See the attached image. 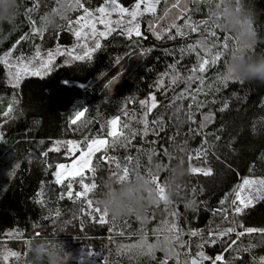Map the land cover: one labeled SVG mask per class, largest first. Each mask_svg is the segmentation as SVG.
I'll list each match as a JSON object with an SVG mask.
<instances>
[{"label":"trees","instance_id":"obj_1","mask_svg":"<svg viewBox=\"0 0 264 264\" xmlns=\"http://www.w3.org/2000/svg\"><path fill=\"white\" fill-rule=\"evenodd\" d=\"M81 2L90 10H95L103 0ZM119 2L130 7L135 0ZM176 2H162L157 7L156 17L146 14L139 18L140 37L129 38L117 30L107 38H100L102 48L93 54L91 61H74L66 55H57L50 71L40 76H25L17 88L12 87L8 70L0 64V134L3 136L0 140V264H28L30 253L29 243L26 242L44 236L55 238L58 224L67 225V233H60L57 239L71 254L68 264H158L164 258V253L159 251L156 261L151 262L147 258H141L139 262L130 261L126 256L119 255L117 245L132 243L136 237H130L129 233L141 228L137 214L116 218L115 225L109 215L108 223L99 224L81 211L86 209L83 199L79 202L68 199L66 184H55V165L71 160L65 145H60L59 153L49 151L56 146L55 142L106 137L107 120L117 115L122 117V123L130 124V129L115 147L98 155L116 157L122 165L128 163L125 158L131 156L130 170L141 174L152 167L149 157L152 163H170L171 167L183 161L187 169L180 187L169 198L171 203L149 205L139 213L148 217L145 227L150 241L155 239L151 230L162 220L171 219L170 214L175 211L179 214V226L185 232L183 239L190 241L193 256L201 250L198 247L201 237H190L189 230H201L203 239L208 240L210 231L219 232L229 227H234L236 231L217 239L215 244H205L203 251L206 255L214 258L223 254L227 264H254V261L258 264L259 257L264 256V234H245L238 240L236 235L247 227L264 228V199L256 200L240 214L234 212L235 206L231 204L234 190L244 178L264 177V84L258 81L221 83L223 68L234 44V37L228 33L232 39L228 41L229 48L221 60L216 65H210L206 73H197L205 77V84L203 91L196 95L195 102L191 96L175 99L186 88L185 78L192 74L190 70L198 67L200 56L204 55L203 49L189 52L188 45L203 39L207 31L203 27L196 33L182 29L186 35L176 36L175 29H171L170 33L156 39L151 29L153 24L156 25L155 31L162 32L173 23L182 26L189 16L194 25H200L207 19V4L201 0H181L179 8H172ZM248 2L255 13L254 28L259 35L251 52L253 55H264V0ZM34 4L38 7L28 13L27 10ZM57 7V0H19L14 20L0 26V56L13 49L14 45L13 60L21 55L25 60L32 58L37 47L46 58L48 51L55 52L57 47L67 50L73 46L75 37L68 30V20L75 19L82 9L68 12L67 19L60 16L57 26L45 29L42 37L31 34L30 21H34L37 28H42L43 17ZM185 7L189 9L188 13L177 19ZM25 35L28 38L20 40ZM169 35L175 38L170 39ZM18 40L19 44L16 43ZM220 40L222 43V35ZM88 43L91 46L92 41ZM173 64H177L175 71L182 78L176 85L171 84L173 70L169 66ZM101 70L107 71L104 79L116 72L122 73L111 94L103 88L104 80L97 78ZM166 72L168 76H164ZM161 78L164 85L157 88ZM198 86L199 81H193L191 91L194 92ZM150 95L156 96L158 104L148 116L150 131L146 137L134 136L133 132L139 133L143 129V124L138 122L144 111L139 101ZM14 99L17 102L13 108L18 109L20 117L7 125L3 113ZM201 103L203 107L199 106ZM225 103L228 107L220 111ZM189 105L192 107L189 108ZM177 108L181 109L178 113ZM84 109L88 110L85 117L72 125L70 121L75 112ZM125 112L130 115L124 117ZM209 114L212 119L207 122L204 116ZM158 119L163 123L155 126L157 131H152V121ZM201 123L205 124L202 129ZM109 141L111 143V138ZM153 149L155 154H151ZM165 149L173 159L169 160L164 155ZM196 150L203 151L205 155L189 161L190 155L195 157ZM137 159L139 169H136ZM190 165L208 166L212 174H192ZM94 166L97 167L94 179L98 187L89 198L93 199L94 206L99 207L97 201L104 181L116 169L107 161H97ZM168 175L169 170L159 172L162 184L167 181ZM92 181V175L86 174L85 182ZM81 190L77 179L73 182V191ZM62 194L63 199L60 198ZM38 200L44 203H37ZM221 200L225 201L223 205ZM219 209L224 211L218 212ZM56 211L61 213L58 217L55 216ZM113 228L115 232L123 230L125 236L114 235L109 231ZM16 230L22 235L8 236L9 232ZM232 240H237V244L226 252ZM250 244L255 247L244 251ZM8 251L20 253L19 259L9 257L5 262L2 255ZM89 252L92 255H88ZM170 264H175V261H170ZM204 264H210V261Z\"/></svg>","mask_w":264,"mask_h":264},{"label":"snow or ice","instance_id":"obj_2","mask_svg":"<svg viewBox=\"0 0 264 264\" xmlns=\"http://www.w3.org/2000/svg\"><path fill=\"white\" fill-rule=\"evenodd\" d=\"M162 2L166 3L167 0H135L133 6L131 9H129L128 7L122 6L118 0H103V4L92 11L85 7L81 0H57L58 7L53 10H63V14L61 15L62 19H67V13L70 11H76L77 9L83 10V14L79 15L74 21L68 20V30L71 31L76 37L77 44L73 48L67 50H61L59 47H57L55 52L48 51L46 58L42 56L40 48L37 47L35 55L27 60H25L22 55L15 57V60L12 59L13 50L15 49L14 45L13 49H10L0 56V64H3L8 70V76L12 81V87L17 88L20 85V81L25 76H40L50 71L52 62L55 60L57 55H66L74 61H91L93 59V54L102 48L100 38H107L114 32H117V30L120 31V34L127 35L129 38L140 37L142 33L139 18L145 16L146 14L156 17L157 7ZM201 2L207 4L208 0H201ZM180 3L181 0H177V2L172 5V8H179ZM36 7H38V5L34 4L33 8H29L27 12L32 13ZM188 11L189 9L187 7L183 8L181 10V16H178L177 19H182L185 14L188 13ZM114 13L117 16V19H112ZM166 16L167 12H165V17ZM125 17H128V19H125ZM165 17H160L159 19H164ZM30 25L31 34L33 36L40 35L42 37L44 35L45 29L37 28L34 21H30ZM98 25L103 26V30H100ZM209 25H211L210 29ZM201 27L207 30L205 37L203 39L197 40L195 44L188 45L187 50L189 52H197V49H203L204 55L200 56L198 67H193L190 70L192 74L185 78V83L187 85L186 88L178 93L175 99H184L187 96H191L192 100L195 102L196 95L203 91V86L205 84V77L203 75H197V73H206L210 65H216L221 60L224 52L229 48L228 41L232 39V36L226 31L221 32V30H219L215 24L208 20L202 21L200 25H194L191 22L190 16L187 19H184L182 26L173 23L169 26V28L163 29L162 32L155 31L156 25H151L153 35H155L156 39H161L163 35L170 33L171 29H175L176 36H184L186 35V32L182 29H188L191 32L196 33L201 30ZM221 35L223 36L222 43L220 40ZM27 38V35L21 36L20 40H25ZM169 38L174 39L175 37L169 35ZM20 40H18L16 43L19 44ZM89 40L92 41L91 46L88 43ZM209 41L212 42L209 43ZM117 63H119V58H117ZM178 63L179 62H177V64ZM177 64L169 66V68L173 70V75L171 77L172 85H176L182 79L179 72L175 71ZM168 75L169 73L167 72L164 74V76ZM193 81H199V86L194 92L191 91V85ZM220 81L222 84L226 85L228 82L235 80H230L229 78L224 77L220 78ZM163 85L164 79L161 78L157 82V88H161ZM16 102L17 101L14 99L13 102L8 105L7 110L3 113L4 117L9 119L12 118L11 113L13 112V104ZM213 103H215V101H213ZM139 104L141 108L144 109L143 115L138 121L139 123L143 124V129L142 132L139 133L133 132V135H143L146 137L150 131L148 116L150 113H152L153 109L158 106L156 96L150 95L147 99L140 100ZM199 106L203 107L204 105L201 103ZM191 107L192 105H189V108ZM227 107L228 104L225 103L220 111H224ZM87 111V109L82 111L77 110L70 123L72 125L78 124V122H80L81 119L85 117ZM180 111V108L176 109L177 113ZM129 115L130 114L127 112L124 113V117H128ZM191 119L192 116L191 113H189V120ZM211 119V114L204 116V120L207 122H210ZM162 123V120L159 119L152 121V125L154 127L151 130L157 131L155 126ZM107 127L108 131L106 133V137L97 136L91 139L85 137L82 141L71 139L65 141H56V146L49 149L50 152L59 153L61 151L60 145L66 146L67 155L71 158V163H57L55 165L56 170L53 173V176L55 177V184H66V196L68 199H72L74 202H79L83 199L86 203V209H81V211L85 212L87 216L93 217L95 222H98L99 224L108 223L109 214L106 211L101 210L100 207L94 206L93 199L89 198L90 194H94L98 187L94 179L97 174V167L94 166V164H96L97 161H107L109 165H114L116 171H112V176L117 178L128 177L133 172V170H130V167L128 166V164H130L132 161L131 156L125 158L128 163L122 165L119 161H117L116 157L98 155L101 153H106L110 147H115L119 140L125 137L126 131L130 129V124L127 122L122 123V117L117 115L107 120ZM200 127L201 129L204 128L205 124L201 123ZM109 138H111V143ZM0 140H3L2 134H0ZM151 154H155L154 149L152 150ZM44 155L46 156L47 153ZM164 155L168 156L169 160L174 158L170 153H168L167 149L164 150ZM204 155L205 153L203 151L196 150L195 157L190 155L188 159L189 161H191L193 158L200 159ZM17 167H19V165H17ZM157 167L160 169V171H167L171 168V164H165L161 162L158 163ZM139 168L140 163L139 159H137L136 169ZM189 171L192 174L199 173L205 176L212 174L211 168H202L191 165L189 167ZM159 172L153 174L151 168H149L144 175L151 179V182L158 192L159 199L156 204L159 205L160 202H164L165 205H168L171 202L165 196V186L167 181H165L163 184L160 182ZM89 173L93 177V181L91 183L85 182L86 174ZM77 179L82 190L74 192L73 182ZM234 195L235 198L231 200V204L235 206L234 212L236 214H240L244 211V209L252 206L256 200L264 199V178H244L242 183L237 186V190L235 191ZM60 198L63 199L64 195L62 194ZM37 203L42 204L44 201L38 200ZM224 203V200L220 201L221 205ZM217 211L223 212L224 210L219 209ZM60 214V211L55 212L56 217H58ZM96 214H98V216ZM170 215L172 217L171 219L166 218L162 220L160 224L157 225V227L151 230V235L155 237V239L150 241L149 231L145 227L148 217L146 215L140 216L137 214V219L141 222V228L137 231L129 233L130 237H136V239L132 243H122L117 245L118 254L126 256L130 261L135 260L139 262L141 258H147L151 262L156 261V253L159 251L164 253V258L159 260L158 264H170V261L173 260L175 261V264H204L206 261H210V264H227L223 254H217L214 258H212L205 254L203 248L205 244H215L217 239L235 232L236 229L234 227H229L219 232L210 231L208 233V240L203 239V233L201 230H189L188 235L190 237H201V243L198 245L201 250L196 252L193 256L191 254L190 241H185L183 239L185 232L184 229L179 226V214L174 211ZM225 219H227L226 215ZM115 221L116 218L112 217V222L114 225ZM109 231L113 232L114 235L125 236V232L123 230L115 232L113 228L109 229ZM257 232L264 234V228L258 229L247 227L244 229V231L236 233L237 240L239 237H242L245 234ZM20 235H22V233H19L18 230L8 233L9 237H16ZM36 235L39 236L40 233L37 232ZM262 238H264V236H262ZM237 240H232L225 251L227 252L229 249H232L233 246L237 244ZM254 247L255 245L250 244L244 249V251H249ZM183 249L188 250L182 251ZM25 255H28V253H25ZM88 255H92V252H89ZM19 256L20 253L18 252L8 251L2 255V259L7 262L9 257L19 259ZM113 264H116V262H113ZM254 264H256L255 261ZM258 264H264V256L259 257Z\"/></svg>","mask_w":264,"mask_h":264},{"label":"clouds","instance_id":"obj_3","mask_svg":"<svg viewBox=\"0 0 264 264\" xmlns=\"http://www.w3.org/2000/svg\"><path fill=\"white\" fill-rule=\"evenodd\" d=\"M19 8V0H0V26L11 23ZM62 10H50L41 20L42 29L55 28ZM221 31L234 37L221 78L240 82L258 81L264 84V55H253L251 50L256 45L259 35L254 28L255 13L248 0H208L207 19ZM115 66V65H114ZM122 73L116 72L111 77L106 70L97 73V78L104 80L103 88L112 93L120 82ZM63 82V81H62ZM153 174L160 169L152 163ZM187 174L183 161L169 169L165 196L169 199L180 187L182 178ZM159 199L158 192L151 179L140 172H132L125 178L108 177L104 181L103 191L97 203L101 210L119 218L129 214L142 213L149 205H155ZM60 233H67L66 224H58L55 238L41 237L29 242L30 258L28 264H68L70 253L66 251L62 241L57 239ZM82 259V258H81Z\"/></svg>","mask_w":264,"mask_h":264},{"label":"rangeland","instance_id":"obj_4","mask_svg":"<svg viewBox=\"0 0 264 264\" xmlns=\"http://www.w3.org/2000/svg\"><path fill=\"white\" fill-rule=\"evenodd\" d=\"M118 2H119V0H118ZM119 3H120V2H119ZM102 4H103V3H102ZM102 4H101V5H102ZM101 5H100V6H101ZM132 6H133V5H132ZM132 6H130V7H128V8L131 9ZM92 11H94V10H92ZM82 14H83V11H82V13H80L79 15H82ZM79 15H78V16H79ZM78 16H77V17H78ZM77 17H76V18H77ZM76 18H75V19H76ZM75 19H73V21H74ZM112 19H117V16H116L115 13H114L113 16H112ZM125 19H128V17H125ZM98 28H99L100 30H103V26L98 25ZM74 37H75V36H74ZM76 44H77V39H76V37H75V44H74L73 46L69 47V49L73 48ZM42 56H43V55H42ZM43 57H44V56H43ZM10 82H12L11 79H10ZM11 117H12L11 119L5 117V118H6L5 120H6V122H7V125H11L12 123L15 122L16 119H18V118L20 117V112L18 111V109H17L16 107L13 108V112L11 113ZM77 141H78V140H77ZM105 155H106V154H105ZM65 163H71V160H69V161H67V162H65ZM195 166H196V167H202V168H209L208 166H198V165H195ZM54 178H55V177H54ZM259 178H264V177H257V178H252V179H259ZM241 183H242V182H241ZM241 183H240V184H241ZM240 184H239V185H240ZM236 190H237V187L235 188L234 193H235ZM234 193H233V197L235 198ZM234 198H233V199H234ZM238 204H239V202H238Z\"/></svg>","mask_w":264,"mask_h":264},{"label":"crops","instance_id":"obj_5","mask_svg":"<svg viewBox=\"0 0 264 264\" xmlns=\"http://www.w3.org/2000/svg\"><path fill=\"white\" fill-rule=\"evenodd\" d=\"M71 140H75V139H71ZM77 141V140H76Z\"/></svg>","mask_w":264,"mask_h":264}]
</instances>
